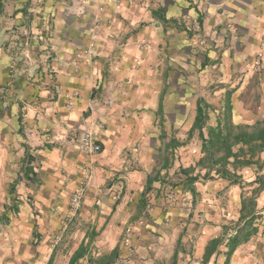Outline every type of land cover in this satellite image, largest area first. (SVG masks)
Wrapping results in <instances>:
<instances>
[{
  "label": "crops",
  "instance_id": "0c3cea01",
  "mask_svg": "<svg viewBox=\"0 0 264 264\" xmlns=\"http://www.w3.org/2000/svg\"><path fill=\"white\" fill-rule=\"evenodd\" d=\"M18 12L5 39L15 31L34 57L0 48V264H264V153L241 183L190 184L181 169L195 163L178 152L210 68L264 66V0H31ZM84 130L99 153L77 148Z\"/></svg>",
  "mask_w": 264,
  "mask_h": 264
},
{
  "label": "trees",
  "instance_id": "16d2710c",
  "mask_svg": "<svg viewBox=\"0 0 264 264\" xmlns=\"http://www.w3.org/2000/svg\"><path fill=\"white\" fill-rule=\"evenodd\" d=\"M6 0H0V33L3 29L2 17L5 13ZM212 106L204 99L197 101V114L193 126L189 130V138L198 131L202 140V156L195 166L181 169L187 177L188 183L193 184L203 179L224 178L231 183H241L242 175L239 174L245 167L260 166L261 155L264 153V119L257 120L252 125L235 124L231 120V94L227 95V103L223 118H219L215 125H210V112ZM181 146V143H175ZM174 146V149L177 148ZM200 171L195 173L196 169ZM205 172L202 174V171ZM256 182L259 189L264 186V175L257 176ZM255 194V192H254ZM254 196L243 198V218L253 213L252 207L255 205ZM252 209V210H251ZM245 213V216H244ZM253 219V216L251 217ZM250 224H248L249 226ZM245 227V234L253 233L257 229ZM251 226V225H250ZM248 236V235H247ZM213 243H215L213 241ZM82 250H78L71 262H75Z\"/></svg>",
  "mask_w": 264,
  "mask_h": 264
},
{
  "label": "rangeland",
  "instance_id": "374dc122",
  "mask_svg": "<svg viewBox=\"0 0 264 264\" xmlns=\"http://www.w3.org/2000/svg\"><path fill=\"white\" fill-rule=\"evenodd\" d=\"M26 2V0H6L5 13L2 17L3 33L0 38V48H3L4 50V43H6V49L9 50L7 52L11 55L16 54L14 56L15 59H17L18 57L25 58L26 54L31 55L30 57L32 59L34 57V54H32V50H30V48H28V46L23 43L21 39L16 45L12 43L14 40H18L19 38L18 35L16 36L17 33L15 31L12 33L15 34L14 40L10 39V41H7V39H5V36L8 34V32H11L13 30V27H11V22L12 19H15V15L17 14L16 12L22 10L23 7L29 6L31 0L27 5H25ZM16 8H18V10H16ZM18 14L20 13L18 12ZM31 21L33 22L34 20ZM14 30H16V27H14ZM40 39V37L37 39L38 43L41 41ZM44 45L46 47V50L48 51V54H50L55 48L51 42ZM14 57L13 60H15ZM210 69L212 70L211 74L214 76L213 79L208 81V84L199 85L200 89L194 92L195 95L202 94L201 98H204L207 102L211 101L210 104L212 106V111L210 112V119L208 122L210 125H215L219 118H223L227 103V95L229 93L231 94L232 122H235V124L239 123L243 125H252L257 120L264 119V66H262V62L255 64V67L253 68V72L251 74L242 72V74L244 75L240 73L239 70L241 69L238 70L236 64H232L229 68H227V72L220 71L218 68ZM194 84H197V82L191 81L190 86L192 87ZM9 88V86H3L0 92V98H2V102L7 96L8 91L6 90ZM194 98L195 96L191 95V102ZM172 131L173 136H180L179 134H181V128H175ZM168 133L171 134V132ZM186 138L187 134H185V139ZM188 140V143L180 147L178 149V152H184L181 156H186L188 161H186L187 163L193 161L196 164V162L198 161L196 158L198 154L197 152L199 151L202 144V140L199 137L198 131H196ZM201 156L202 151L200 157ZM173 182H176V180H174ZM69 200L70 196L67 201V206L68 210L72 212ZM191 200L193 199L191 195H189L190 203H192ZM189 208H192V206H190Z\"/></svg>",
  "mask_w": 264,
  "mask_h": 264
},
{
  "label": "built area",
  "instance_id": "2783aa9c",
  "mask_svg": "<svg viewBox=\"0 0 264 264\" xmlns=\"http://www.w3.org/2000/svg\"><path fill=\"white\" fill-rule=\"evenodd\" d=\"M30 56L31 55L26 54L24 58L26 64L33 62V59ZM75 141L77 148L86 155H94L99 153L101 150V145L98 143V133L93 130H84ZM81 194L82 188L72 192L69 200L72 212H76L79 209Z\"/></svg>",
  "mask_w": 264,
  "mask_h": 264
}]
</instances>
